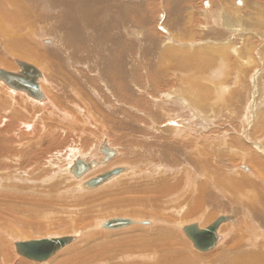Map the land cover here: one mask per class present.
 Segmentation results:
<instances>
[{"label":"bare ground","instance_id":"1","mask_svg":"<svg viewBox=\"0 0 264 264\" xmlns=\"http://www.w3.org/2000/svg\"><path fill=\"white\" fill-rule=\"evenodd\" d=\"M239 5L234 0H0V54L5 55H0V70L18 73V61L34 65L43 96L34 98L0 83L1 247L7 248L13 232L12 239L26 237L22 233L36 222L24 219L26 213L50 215L38 212L37 201L16 199L30 183L48 189L43 195L48 208L62 206L58 200L63 194L49 191L63 188L64 194L86 199L95 217L82 229L76 220L69 222L71 234L64 235L54 232L61 221L36 223L46 237L13 241L15 248L18 242L46 238L74 241L34 263L99 264L100 248L86 257L91 243L101 235L142 228L130 244L116 246L114 260L122 256L127 261L116 264H208L184 249V241L191 242L185 227L203 229L220 216H231L219 228L221 239L212 251H223L211 264H264V20ZM229 51L237 52L240 62ZM246 82L252 86L249 99ZM167 86L172 88L164 91ZM153 89L165 101L150 97V105L142 99L144 106L137 110L135 98L148 99L146 93ZM216 101L226 118L218 116ZM121 115L138 119H117ZM249 128L250 137L262 139L252 141ZM61 145L63 151L57 152ZM105 146L116 152L106 161ZM133 152L137 158L126 162ZM79 162L91 168L76 171ZM8 163L14 173L6 172ZM115 169L119 172L113 178L91 184ZM118 189L123 192L115 196L117 208L134 211L139 202L140 211L145 207L156 215L147 220V215L116 211L119 216L98 218V207L90 200ZM23 203H34L35 210ZM118 218L133 224L104 227ZM132 248L140 252L131 256L127 252ZM2 253L8 263L6 251Z\"/></svg>","mask_w":264,"mask_h":264},{"label":"rangeland","instance_id":"2","mask_svg":"<svg viewBox=\"0 0 264 264\" xmlns=\"http://www.w3.org/2000/svg\"><path fill=\"white\" fill-rule=\"evenodd\" d=\"M235 1V3L236 4H240L239 6L240 7H242L244 10H249V11H252L251 13H255V15L258 17V18H260V19H262V20H264L263 19V16H264V0H234ZM248 1H249V4H248ZM260 1V2H259ZM261 1L263 2V4L261 3ZM241 2V3H240ZM256 3V5H255V3ZM248 4L247 6L246 5H244V4ZM258 3V4H257ZM243 4V5H242ZM251 5H253V6H251ZM260 6V7H258V6ZM249 7V8H248ZM261 8H263V9H261ZM251 9H253V10H251ZM259 9H261V10H259ZM259 14H261V15H259ZM261 16H262V18H261ZM47 36H51V35H47ZM256 51V50H255ZM233 51H229V55H231L232 57H234V59H233V61L234 62H240V61H238V60H236L235 58H236V53H234ZM0 55H4V54H0ZM256 56V55H255ZM3 57H5V55L3 56ZM259 66V65H258ZM197 79L198 80H202V79H204V80H206V78L205 77H198L197 76ZM213 81H214V79H212ZM212 80H209L210 82L212 81ZM2 85H4V86H6L7 88H10V87H8L7 85H5L4 84V82L1 80V82H0ZM244 87V92H248L249 93V91L251 92V90H252V86L250 85V83L249 82H246V84H245V86H243ZM166 87H164L163 88V90L164 91H169L171 88H172V86H167V89H165ZM10 90H14V89H12V88H10ZM154 90V91H153ZM153 90H148L147 91V96H148V99H147V97L146 98H144V97H142V96H138V97H136L135 98V101H136V103L134 104V106H135V108L137 109V110H139V108H138V106H140L141 108H143V106L144 105H142V103H140V101H143V100H148L147 102L151 105V101L149 100L150 99V97H156V99H158L159 101H160V103H163L162 101H165V99H161L162 98V94H161V92H159L157 89H153ZM15 92H16V90H14ZM17 92H19V93H23V92H21V91H17ZM140 97V98H139ZM251 97V93H249V95H248V99ZM226 98H227V96H225L224 97V99H223V101H221V102H225L226 101ZM143 99V100H142ZM221 102L220 101H216V103H215V105H216V107L215 108H217V109H215L216 111H217V114H218V116L219 117H221V118H226L227 116V111L225 110V109H223V111H219V109H221L222 107H221ZM264 107H262V109H263ZM225 111V112H224ZM246 113V112H245ZM222 114H224V116L222 115ZM258 116V115H257ZM258 117H260V116H258ZM123 119V118H127L130 122H132V123H134L135 122V120L136 119H138L136 116H124V115H121L120 117H118L117 119ZM130 118V119H129ZM116 119V118H115ZM223 121V120H222ZM222 121H219V123L218 124H215L216 126L217 125H219ZM123 126V124L122 125H120V127H122ZM218 127V126H217ZM219 128V127H218ZM250 129L251 128H249V130L247 131V134L249 135V137H250ZM259 140L260 139H262V137H257ZM256 137L254 138V137H250V139L252 140V141H254V142H257L258 141V139H257ZM137 139H139V138H137ZM255 139V140H254ZM119 145V144H118ZM64 145H61L56 151L57 152H62L63 151V148H61V147H63ZM120 146V145H119ZM124 147V148H123ZM121 148L122 149H125V146H121ZM109 149V148H108ZM111 150H113L112 148H111ZM104 153V152H103ZM133 154H135V155H133L134 157H131L132 159H131V161L130 160H125L126 162H129V163H133V161L137 158V153H135V152H133ZM113 158V157H112ZM133 158H134V160H133ZM10 164L11 163H8V165L6 166V172L8 173V174H11V173H14L13 171H12V168H11V166H10ZM115 165H117V164H115ZM10 166V167H9ZM21 166H22V168L23 169H25V166L23 165V164H21ZM246 166V165H245ZM248 166H250V165H248ZM247 166V167H248ZM15 167V169H17V166H14ZM248 168H250V167H248ZM42 177H44V176H42ZM42 177H40V178H37V180H41V178ZM22 179L24 180V181H26V177L25 176H22ZM34 180V179H33ZM28 185V190H27V188L26 189H24V190H22L21 192H18L17 194H16V199H18V200H21V201H23V200H30V201H37L35 204L37 205V210H38V212H48V213H50V215H47V216H42V215H37V217L34 215L33 217H31L29 214H30V212H28V213H26V215H24V216H22L24 219H34V220H36V222L34 221L33 223H31V225H30V227L29 226H25V225H19L20 227L22 226V227H26V229H27V227H29L28 229H32V230H26L25 232L26 233H22V234H25L26 235V237H27V234H29V236L30 235H32L31 237H24V238H20V236H17L16 238H14V239H12V237H13V234L15 233V232H13V233H11L10 234V236H9V238H10V240H6V243L8 244V246H7V248H4V247H1L0 246V248H1V251L3 252V251H6V255H7V258H8V263H7V261H6V258L5 257H2V256H4L3 255V253L2 252H0L1 254H0V263L1 264H33L34 262H32L31 261V263H30V261L29 260H25V262L22 260V258H24V257H21V258H19L18 256H20V255H18L17 254V250H16V248H15V245H14V242L15 241H20V239L21 240H25V239H36V238H41V236L42 237H46V236H43L42 234H44L45 235V233H43V232H41L38 228H37V224L36 223H41V222H44V221H47V219H53V220H55V221H61V223H62V225H59V227H58V229H56L54 232H56L55 234H57V235H62V233H63V235L64 234H71V233H69L70 232V228H71V226L72 225H67V224H69V222L70 223H73V221H75L74 222V224L76 225V226H80V227H77V228H80V229H82L83 228V226L85 227V226H87V225H84V222L85 223H87L88 221H90L91 219H94L95 217H94V215L92 214V212L94 211L93 209H88V207H87V205H86V203H84L85 201H86V199H82V197H79L78 195H76V194H64L63 192H64V189L63 188H60V189H54V190H50L49 191V193L51 194V195H54V193H60V194H63V196L61 197V198H59V202H61L62 203V206H56V208L54 207V209H50V208H48L47 207V205L46 204H44V200H43V195L44 194H46V192H47V190L48 189H45L43 186H40V185H35V186H31V184L30 183H28L27 184ZM18 186L19 187H23L24 186V182H22V183H18ZM20 189V188H19ZM18 189V190H19ZM35 191H34V190ZM32 191H33V193H32ZM116 191V192H115ZM118 191H122L123 192V190L122 189H118V190H113V191H110L109 193H108V196L106 195V196H103V195H97L96 197H94L93 199H91L90 201H92L98 208V210H97V216H98V214H99V216H98V218H107L109 215H110V217H112V215H115V217L116 216H129V215H131L133 212H134V214L135 215H140L142 218H145V217H148V218H145V219H147V220H151L152 219V216L153 215H156L155 214V211L153 212L152 211V209L150 210L149 208H147V209H145V207H141V211L143 212H141L140 211V206H141V204L138 202V206H137V208H134V211H133V209L132 208H127V209H122V206H120L121 208H117V204H116V202H115V199L117 198V197H115V196H118V194H117V192ZM20 193H23L24 195H22V194H20ZM129 193L130 192H128L126 195L128 196L129 195ZM33 194V195H32ZM112 194V195H111ZM15 194H13V195H11V197H13ZM26 195V196H25ZM40 195V196H39ZM42 196V197H41ZM100 196V197H99ZM105 197V198H104ZM22 198H24V199H22ZM108 199H109V201H108ZM80 200H82V201H80ZM77 201V202H76ZM79 201L81 202V203H79ZM96 201H98V202H96ZM70 202V203H69ZM101 202V203H100ZM7 203H11V202H7ZM68 203L70 204V205H68ZM84 205H83V204ZM99 203V204H98ZM77 204L79 205V204H81V205H79V207L77 206ZM108 205V206H107ZM20 206H24V207H26L29 211H31V210H35L34 209V203H23L22 205H20ZM77 206V208H75ZM105 206H107L106 207V209H105ZM103 207V208H102ZM262 207V206H261ZM68 208V209H67ZM144 208V209H143ZM57 209V210H56ZM60 209V210H59ZM84 209V210H83ZM112 209H113V211H112ZM62 210H67V211H62ZM107 210V211H106ZM115 210V211H114ZM131 210V211H130ZM149 210V213L147 212ZM118 212V214L119 215H116L117 214V212ZM137 211H140V213H138L137 214ZM219 211H221V210H219ZM218 211V215H220V214H222V212L223 211H221V212H219ZM66 213L67 212V215L66 214H64V213ZM74 212V213H73ZM81 212V213H80ZM83 212H84V214H83ZM86 212H88V213H86ZM103 212H105V213H103ZM107 212V213H106ZM128 212H130V213H128ZM152 212H153V214H152ZM224 212H227V211H225L224 210ZM122 213H124V214H122ZM45 214V213H44ZM69 214V215H68ZM216 214V216H218ZM224 214V213H223ZM81 215H85L84 217H82ZM92 215V216H91ZM145 215H147V216H145ZM54 216V217H53ZM58 216H60L59 218H58ZM89 216H91V217H89ZM102 216V217H101ZM145 216V217H144ZM151 216V217H150ZM184 216V214H181V215H178V217H183ZM61 217H62V219H61ZM75 217V218H74ZM85 217H87L86 219H85ZM47 218V219H46ZM58 218V219H57ZM76 218H78V220L76 219ZM149 218H151V219H149ZM61 219V220H60ZM39 220V221H38ZM85 220V221H84ZM81 222V225H80V222ZM2 222H3V224L5 225V227L6 228H8V227H11V228H13V225L12 224H6V222L2 219ZM195 222H197V220L195 221ZM198 223H199V221H198ZM63 224H66V226L65 225H63ZM207 224H209V222H207ZM206 224V225H207ZM2 225V224H1ZM4 225H2V226H4ZM202 225H205V223H202ZM62 226V227H61ZM35 228V229H34ZM62 229H66V230H62ZM142 228H140V230L139 231H126V230H124V231H121V232H119V235H117V236H110V235H108V237L105 235V236H103V235H101L100 237L101 238H99V240L100 241H98V243H91L90 245H89V250L91 251L90 253H87L86 254V257L88 256H90L91 255V253H92V251H94V252H96V251H98L99 250V248H100V250H99V253H97V260L99 259V264H102V263H104V264H106V263H108L109 264V262H110V264H114L115 262L116 263H122V261H123V263H127V261H124V260H122L123 258H121L120 256L116 259V260H114V257H115V255L117 254V251H115L114 249L116 248V246L118 245V244H130V241L132 242L134 239H137L136 238V236H138V235H140L141 234V232L142 231H144V230H141ZM60 231V232H58V231ZM27 231H28V233H27ZM32 232V233H30V232ZM39 231V232H38ZM63 231V232H62ZM64 231H66V232H64ZM34 232H35V234H34ZM122 233H124V236H122ZM38 234V235H37ZM127 234H128V236H127ZM39 235H41V236H39ZM47 235V234H46ZM3 236V235H2ZM33 236H36V237H33ZM223 236V235H222ZM4 237V236H3ZM99 237V236H98ZM107 237V238H106ZM112 237V238H111ZM124 237V238H123ZM128 239H127V238ZM224 237V236H223ZM103 238H105V239H103ZM134 238V239H133ZM224 239V238H223ZM102 240V241H101ZM105 240V241H104ZM189 240V239H188ZM188 240H187V242H188ZM14 241V242H13ZM231 242V238H229V240H227V243L228 242ZM185 242V245H187V246H185L184 245V249L185 250H188V251H192V255L194 256V257H196V258H199L200 260H201V262L202 263H208V264H211L212 263V261L216 258V256L218 255V254H220L221 253V251H223V249L222 248H220L219 250H214V252L212 251V253L211 252H208V253H206L207 255H205V253L204 254H202L203 252H201L200 253V251L199 250H197L194 246H192L193 244H192V242H190L189 241V245L186 243V241H184ZM233 242V241H232ZM12 243V244H11ZM103 243V244H102ZM11 244V245H10ZM94 244V245H93ZM99 246H98V245ZM107 244V246H105ZM110 244V245H109ZM114 245V246H112V245ZM10 245V246H9ZM102 245V246H101ZM86 246V245H85ZM102 247V248H101ZM108 247H110V248H108ZM190 247V248H189ZM219 248V247H218ZM5 249V250H4ZM9 249V250H8ZM94 249V250H93ZM105 249V250H104ZM107 249V250H106ZM109 251H111L112 253H110ZM115 251V252H114ZM140 252L139 250H136V249H134V248H132V249H130L127 253H129V255L131 254V256H133V255H135V254H137L138 252ZM12 252V253H11ZM16 252V253H15ZM102 252H104L103 254H102ZM107 252V253H106ZM102 254V255H99V254ZM127 253H125L124 254V256L125 255H127ZM12 254V255H11ZM17 254V258L18 259H16L15 257V255ZM107 254H110L109 256H107ZM118 254H121V251H119L118 250ZM103 255H106V257H103ZM114 255V256H113ZM212 257V258H211ZM2 259V260H1ZM94 259V258H93ZM101 259V260H100ZM104 259H108L107 260V262L104 260ZM119 260V261H118ZM211 260V261H210ZM14 261H16V262H18V263H15ZM27 261H29V262H27ZM121 261V262H120ZM136 261H134V260H131L130 262H128V263H135ZM115 263V264H116ZM34 264H41V263H34Z\"/></svg>","mask_w":264,"mask_h":264},{"label":"water","instance_id":"3","mask_svg":"<svg viewBox=\"0 0 264 264\" xmlns=\"http://www.w3.org/2000/svg\"><path fill=\"white\" fill-rule=\"evenodd\" d=\"M20 71L18 73H12L4 70H0L4 77V82L16 91H25L34 98H41L39 88L40 73L38 69L29 63L18 61ZM103 152L107 153V158L115 156L114 150H109L108 147H104ZM91 166L79 162L76 166V171H83L90 169ZM119 172V169H115L111 172H107L91 180L92 185L102 184L106 180L113 178ZM231 220V216H220L213 221L206 228H199L198 224H192L185 227V232L188 238L193 243V246L200 252H210L219 243L221 236L219 235V228L221 225ZM133 224L130 219H112L104 224L106 229H122L127 228ZM143 226L149 224L148 222L139 223ZM73 237L62 238H50L42 240H34L29 242L16 243V250L18 254L23 257H27L31 261L42 262L48 260L50 257L57 254L60 250L73 243Z\"/></svg>","mask_w":264,"mask_h":264}]
</instances>
